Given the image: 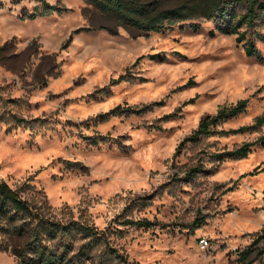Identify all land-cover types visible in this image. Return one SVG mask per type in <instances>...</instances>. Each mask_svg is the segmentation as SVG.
<instances>
[{"label": "rangeland", "instance_id": "374dc122", "mask_svg": "<svg viewBox=\"0 0 264 264\" xmlns=\"http://www.w3.org/2000/svg\"><path fill=\"white\" fill-rule=\"evenodd\" d=\"M47 1L65 9L29 18L23 10L42 0H0V179L46 217L106 233L85 253L82 233L67 235L81 264H123L116 251L127 264H238L264 224V145L218 154L264 136V123L186 138L204 115L241 99L246 111L216 129L252 125L264 112V61L236 34L211 35L216 24L203 17L112 33L87 0ZM250 258L264 264V243ZM0 264L20 263L0 247Z\"/></svg>", "mask_w": 264, "mask_h": 264}, {"label": "trees", "instance_id": "16d2710c", "mask_svg": "<svg viewBox=\"0 0 264 264\" xmlns=\"http://www.w3.org/2000/svg\"><path fill=\"white\" fill-rule=\"evenodd\" d=\"M103 17L111 24L101 25L112 33H118L119 27L134 29L140 33L162 31L184 20L195 17H203L212 20L216 28L210 30L214 35L216 30L226 34H236L237 41H244L245 52L264 61L262 50L256 45L252 36L254 33L264 42V33L255 28L264 25V0H87ZM64 6L42 0V5L34 11L23 10V15L35 18L39 15L51 14L55 11H63ZM198 30L201 25L193 24ZM1 51V48H0ZM125 76L121 74L113 78L112 82H120ZM248 99H241L236 104L222 106L215 114L204 115L198 127L186 139L198 141L202 135L212 132L236 133L252 126L264 123V112L259 115L252 125H243L236 129L218 131L217 125L240 112L246 111ZM124 112L125 109H117ZM17 124L24 121L23 118H15ZM216 129V130H215ZM104 138V137H102ZM94 143L98 138L92 139ZM257 144L264 145V136L253 141L245 142L234 149L219 153L218 156L229 155L231 157H245ZM125 223L145 227L152 226L155 222L149 219H127ZM77 229L87 239L81 245V252L85 253L95 242L108 241L106 233L94 226L79 223L77 221L60 222L42 214L40 207L23 197L18 188H14L6 180L0 179V237L4 233V246L15 254L20 264H81L78 254L70 256V243L67 235ZM46 233L52 238L60 237L58 245H50L44 241ZM93 238V239H90ZM264 243V224L261 232L257 234L250 245L238 249V264H252L250 253L253 247ZM86 249V250H85ZM116 251V249H114ZM123 264H127L125 256L116 251ZM81 254V253H80Z\"/></svg>", "mask_w": 264, "mask_h": 264}, {"label": "built area", "instance_id": "2783aa9c", "mask_svg": "<svg viewBox=\"0 0 264 264\" xmlns=\"http://www.w3.org/2000/svg\"><path fill=\"white\" fill-rule=\"evenodd\" d=\"M199 242H200V246L202 248H207L209 246V238L208 237H200L199 239Z\"/></svg>", "mask_w": 264, "mask_h": 264}]
</instances>
